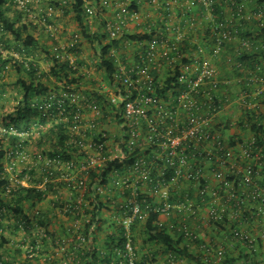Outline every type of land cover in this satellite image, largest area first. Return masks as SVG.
Masks as SVG:
<instances>
[{
    "label": "built area",
    "instance_id": "2783aa9c",
    "mask_svg": "<svg viewBox=\"0 0 264 264\" xmlns=\"http://www.w3.org/2000/svg\"><path fill=\"white\" fill-rule=\"evenodd\" d=\"M13 1L32 14L33 3L41 0ZM133 1L138 3L136 11L130 8ZM60 2L67 5L66 1ZM83 2L87 21L94 22L98 14L104 17L103 30L109 41L120 43L127 40L128 34L136 33L154 32V37L151 43L137 45L143 51L149 48L139 55V62L117 66L112 84L102 95L105 107L112 104L118 109L113 112L115 131L109 127L113 117L107 116L110 109L102 110L94 97L79 96L76 87L66 82L32 104L39 125L32 129L41 127L42 119L68 124L70 143L77 149L74 160L43 158L46 168L53 165L47 170L49 176L62 172L57 180L80 193V207L76 208L83 220L74 219L73 229L79 232L91 222V214L86 212L93 210V202L115 203L110 198L116 190L122 200L119 210L125 243L115 251L127 264H138L134 230L145 227L153 213L159 215L155 224L173 232L176 240L181 237V248L192 256L167 251L162 264H222L229 248L236 244L244 245L248 253L257 252L255 240L242 229V223L251 217L264 218V133L262 145L253 134L238 151L226 146L216 123L233 100L216 89L220 79L213 61L226 54L230 64L244 69V61H235L234 57L255 58L253 67L245 68L246 74L234 79V84L240 86L235 101L248 115L261 118L258 125L264 126V0ZM53 10L51 4L45 8L50 20ZM48 27L52 29V25ZM77 40L75 36L74 44ZM55 50H60L62 59H69L72 68L77 69L66 47ZM182 60L186 64L174 83L177 89L167 97L161 95L165 79H156L152 71L175 72ZM224 83L230 84L231 80ZM84 109L93 117L86 118ZM27 133L12 132L22 138ZM26 149H9L8 170L15 169L16 160L24 170L33 164ZM131 158L133 162L129 168L123 167L124 173L112 169L105 181L88 178L92 171L110 163L124 164ZM88 191L94 196L84 200ZM92 230L94 227L90 234ZM211 230L222 232L224 237L210 238L206 231ZM77 239L85 242L81 234ZM260 239L264 242V225Z\"/></svg>",
    "mask_w": 264,
    "mask_h": 264
},
{
    "label": "trees",
    "instance_id": "16d2710c",
    "mask_svg": "<svg viewBox=\"0 0 264 264\" xmlns=\"http://www.w3.org/2000/svg\"><path fill=\"white\" fill-rule=\"evenodd\" d=\"M60 1H66L67 5H61ZM148 0H144V2ZM84 2L83 0H59L57 3H52L51 6L54 9L52 18L59 12L64 11L66 15L74 14L72 17L75 19L76 23L78 24L79 30L82 33L83 38L87 39L90 43H95L96 41L99 43L101 52V60L102 65L106 68L107 71V77L110 81L113 82L114 74L117 69V61L116 58H114L110 51L113 46H116L118 41H109L107 38L106 33L104 32L103 28L105 26V20L104 17L101 14H98L97 17L94 18V24L97 27L96 31L93 33L92 30L90 31L87 27V19L85 16V11L83 9ZM16 8L15 14H20L24 16L30 17V12L27 10L18 9V6L15 4L13 0H0V23L4 25V31L11 32V34L16 38L17 41H20L24 44L25 47H31L35 43V39L31 35H27V37H24V34H27L29 31V28H35L32 26L31 21L28 24L20 25L16 27V23L20 20L18 17V20H11L9 16L7 15V11H9L11 8ZM10 8V9H9ZM131 9L137 10L138 3L137 1H133L131 4ZM99 9V8H98ZM204 13V10H203ZM39 20V22L45 26V28L48 31V34L50 37H52L55 40V43L53 45L52 49V56L54 59V66L53 71H56V67H61L62 70H67V72H64V75L60 78L57 74L55 76L59 77L61 82H66L67 84L71 86H76L75 84H78V79H74L73 75L77 73V70H73V66H71L69 59H62L60 50L56 51V47L60 46L56 41L54 34V28L50 30L48 25H51L50 18L48 17V12L45 10L40 14L39 17H35ZM31 19V17H30ZM29 20V19H28ZM35 20V19H32ZM45 20V22H44ZM154 32L152 33H136L134 35H127L126 39H128L130 42L134 43L135 45H140L142 42H148L151 43V40L154 37ZM79 38V37H78ZM264 39V37H263ZM106 40V42L104 41ZM0 44H2L0 42ZM8 46L3 44V47H0V69L4 67V61L2 60L3 52H7ZM148 51V49H144L143 52ZM9 57V56H8ZM10 60L16 61L17 65H21L20 62H18L13 57H9ZM8 60L6 61V63ZM186 64V60L179 61V63L176 66L175 72H172L168 70L164 75H158L159 72L156 70L152 71V74L157 79H161L165 81L163 82V89L160 92L161 95H165V97L168 96L169 93H171L172 90L177 89V85H174L176 82L177 77L180 76L182 68ZM23 66V65H22ZM33 67L31 69L29 68L28 71H32ZM34 70V69H33ZM35 74V71H32ZM19 84L22 85V88L24 90V97L23 101H21L22 110L24 112L20 113V119L18 121H14L12 123L11 121L6 120V129L7 133L3 132L0 134V219L3 218V215L7 211H12L13 214L16 216L15 220L17 221V227L22 228L25 231L26 235L34 236V231L38 228H42L43 231L39 232V238L41 239V236L43 239H52L56 241V243L60 245H70L71 250L73 253H77L78 257H82V260L84 258L88 259L89 257L93 258V261L87 260V262L80 264H120V260L123 261L124 264H127L126 261H124L120 255L117 254L115 251L116 249H121L124 247L125 239L121 234H115L113 233V236H110L112 245L109 248V251L105 250L103 253L98 251L97 247L94 246V235L95 231L98 228V224L100 223V215L101 212L105 207V205H109L105 202H93L91 206H93V210H88L86 214H91V222L83 229H81L78 234H81L85 242H81L77 239V235L75 238L71 234H67L66 237L58 238L55 237V234L49 231V226L47 225L46 221L43 219L42 214L36 210L39 205H41L43 202H45L49 196L51 195H59L62 190L67 191H76L75 189H72L69 187L66 183L63 181H58L57 178L61 179L62 172L55 171V174L52 176H49L47 174V170H51L50 165L46 168V163L43 161V158L49 157L51 159L57 158L63 162L74 160L76 148H73L74 145L70 143L71 138L69 137L70 131L68 130V124H62L57 123L55 120L48 121L47 119L41 120V127H36L35 130L39 133V139L36 140L35 138V130H32V127L35 125H38L36 118L38 117V112L34 109H31L32 106V99L33 97H39L42 95H46L47 93L51 92L53 87L46 86L45 84H42L40 80L33 79L32 81L28 82L23 79L19 80ZM99 101V104L102 107V110H109L110 112H114L118 110L114 105L108 104V107H105L106 100L103 98V96H99L96 98ZM27 113V115L25 114ZM247 114V113H246ZM24 116V117H23ZM250 116V115H248ZM119 119L120 117L117 116ZM262 119H255L252 116L248 118V123H252V129L253 132L257 138V141L259 145H262L263 143V133H264V126L258 125L259 122ZM119 124L123 128H125V123L119 119ZM21 125L25 126L26 132H28V136L26 135L25 138H22L18 135L12 134L14 129L19 132H23L21 129ZM39 126V125H38ZM217 128V127H216ZM220 132L221 129L217 128ZM3 136V137H2ZM35 140V141H34ZM224 140V137H223ZM225 141V140H224ZM9 142V146L13 149H21V146H29L31 143V146L33 142H35L40 148V151H30L29 149H26L27 152L32 156L31 162L33 164L28 165V167L21 172V174H18V177L14 178V175L16 174V167L13 171L6 170L2 161L5 156L8 155V151L4 150L5 143ZM73 146V147H72ZM3 147V148H2ZM42 157L40 160L39 157ZM133 162V158L126 161L124 164H117V163H110L107 165V167L100 168L97 171H92L88 175V178L90 180L93 179H105L109 176L112 169H119L120 173H124L126 168L123 169V167L129 168L131 163ZM27 176H30L27 178ZM47 180V181H46ZM94 181V180H93ZM22 182H26L27 186H25ZM264 184V181L261 182ZM6 193V195H5ZM86 197L84 200H89L90 196H94V192L88 191V193L85 195ZM59 200V199H58ZM98 205H97V204ZM110 203V201H109ZM55 206H60V211H64L63 208L67 206L68 209L67 214L71 217L76 218H82V215L77 216V213L80 211L77 209L79 204L76 203H64L61 205H57V202L55 203ZM77 207V208H76ZM84 209V207H83ZM75 210V211H74ZM70 213V214H69ZM68 216V217H69ZM159 215L158 213H153L146 223L144 229H145V235H146V242L150 244H156V245H162L166 250L172 251L179 256L192 258L191 255L188 254L186 248H181L180 244L182 242L181 237H179L177 240L175 237L173 238L169 229H161L158 225L155 224V222L158 220ZM83 220V218H82ZM94 227L93 232L90 234L91 228ZM122 228V227H121ZM47 230V231H46ZM66 239V243H63V240ZM68 241V242H67ZM34 244L32 247V254L30 255V262L28 261L27 264H32V260L37 258V254H41L40 247L36 244V240H34ZM241 246V244H240ZM238 246L237 248L239 249ZM236 248V247H235ZM260 248V247H259ZM261 249V248H260ZM259 250V249H258ZM262 253H248L243 255V259H245L246 264H261L264 262V259H261ZM264 257V252H263ZM36 256V257H35ZM117 256H119V259L116 263L114 260L117 259ZM230 257V256H229ZM226 256L225 260L222 264H236V261L234 259L229 258ZM81 260V261H82ZM0 258V262H1ZM56 263L52 256L46 257V263L45 264H51ZM142 264V263H138Z\"/></svg>",
    "mask_w": 264,
    "mask_h": 264
},
{
    "label": "crops",
    "instance_id": "0c3cea01",
    "mask_svg": "<svg viewBox=\"0 0 264 264\" xmlns=\"http://www.w3.org/2000/svg\"><path fill=\"white\" fill-rule=\"evenodd\" d=\"M43 1L46 4H44ZM57 1L59 0H41L40 2L35 1L32 7L35 11H33L32 14L30 13L31 19L28 16H22L15 13L8 15L11 20L14 19L16 21L18 20V17L20 18V20L16 23V27L28 24L31 21L32 26L35 28H29L28 33L24 34V37H27V35L34 37L35 43L31 47H25L22 42L16 40L11 32L5 33L3 29L0 30V34H2L0 35V42L2 43L0 44V47H3L4 44L9 48L7 52H3V56L5 57H2L3 61L8 60V62H4V67L0 69V100L4 101L1 102L3 106L8 103H14L15 106L16 101L18 102V105H16V107H14L15 109H13L15 114L8 115L9 113L4 114L3 111H0V114L9 116V120H12L13 122L18 121L20 119V113L24 112V110L21 108L22 106H19V103L23 101L24 97V90L22 85L19 84L20 79L28 82L32 81L33 79H38L42 84L53 87L52 90H57L61 84L60 78L64 75V72H67V70H62L61 67H56V71H53L55 66L52 56V49L55 40L49 36L45 26H43L37 18H34V14H40L41 10L44 11L45 7H47H44V5L57 3ZM64 15H66L64 11H59L50 21V23L54 28V34L56 35L55 39L57 40L56 42L60 46L66 47L67 51L72 54L71 56L75 60L77 73H75L73 77L74 79H78V84H75V87L79 93V96L84 98L85 96L88 98H97L99 96L106 95V87H109L112 84V81L108 79L106 68L102 65L100 56L101 48L99 43L96 41L92 44L87 39L83 38L78 24L76 23L75 19L72 18L74 14H69L67 17ZM86 25L90 31L92 30L93 33L96 31L97 27L92 21H87ZM75 36H78L79 38L77 43L74 44L73 38ZM104 41L106 42V40ZM128 44V42L122 41L120 43L118 42L116 46L111 48L110 53L114 58H116L117 66L119 64L132 65L139 62L138 58L139 55L143 53V48L137 45H135L133 48H129ZM145 48L149 49L148 47ZM8 56L16 59L21 65H17L16 61L10 60ZM226 56L227 55L225 54L220 59L213 61L219 72L220 79V83L216 86V89L219 91L221 96H229L233 100V103H231V105L219 116L216 126L217 128L221 129L226 146L238 151L239 145L247 142L253 136L254 132L252 129V123H248V118H250L251 115L248 116L244 108L235 101L240 91V86L234 84V79L240 75H245L247 72L245 68H252L255 58L247 55H244V57L239 59L234 57L235 61H244L245 68L238 69L237 67H234V64H230L228 62ZM232 56H234V54H232ZM31 67H33L34 70L32 69V71H35V74L32 71H28V69H31ZM166 72L167 70L164 69L159 71L161 75H164ZM56 74L60 76V78L55 76ZM227 80H231V83L225 84L224 81ZM42 96L33 97L32 102L39 101ZM3 106H1V109ZM83 112L86 118H90L91 116L93 117L92 113L90 115L87 109H84ZM261 112L264 113V107L263 111ZM25 114L27 115L26 112ZM109 115L113 116L110 117V126L111 129H114L115 124L112 121L115 115L113 112H108L107 116L109 117ZM262 118L264 120V117ZM21 127H23V125H21ZM3 147L4 150L7 151H9L11 148L9 146V142L5 143ZM2 163L5 169L8 171L10 165L8 155L4 157ZM187 188L189 191H192L191 187L187 186ZM54 196L55 197H52L53 205L47 206V204H45V202L48 201L47 199V201L43 202V205H40L36 210L42 214L43 219L49 226V230H52L51 232L55 234V237H66V235L69 233L73 236V238H75L76 234L78 235V232L72 227L74 217H71L65 213V210L59 211L62 208H60V206H55V203L57 202V205L64 203H80V193L74 190L70 192L67 190H62L59 195ZM111 196V201L114 200L115 203L105 205L106 208H104L101 212V221L98 224V228L94 235V246H96L98 251L102 253L105 250L109 251V248L112 245L110 236H113V233H123V229L121 228V212L119 210V203L122 200L120 197H118L119 195L116 190L112 192ZM59 198L61 200H58ZM62 212L67 214L69 217L67 218L62 215ZM10 224H13V222H7V225H3V227L8 228L10 227ZM263 225L264 218L259 219L257 217H251L248 221L244 220L242 223V229L247 231L249 235H251L255 240V244L259 249L257 250V253L262 254L264 252V242L260 239V232L263 229ZM134 231L136 235L135 244L139 252L138 263L162 264V262L165 261L166 254H162L160 251H165V253H167L168 250H166L162 245L150 243H147V246L145 247V243L142 244L146 241L144 226L137 227ZM201 231L203 233V227L201 228ZM170 233L174 238L175 236L172 234L173 232L170 231ZM206 234H209L210 238L215 237L220 239L221 237H224L222 232H213L212 230L210 232L206 231ZM176 238L177 237H175V239ZM24 240L25 242L31 241V248L35 243L34 240H36V244L40 247L41 254L44 256L45 260L46 257L52 256L54 261L59 264H80L81 262H87V260L93 261V258L91 257L88 259L84 258L82 260V257L84 256L78 257L77 253H73L69 244L63 246L56 243V241L52 239H42V241L40 240V242H38L37 236L32 237L30 234L27 235ZM238 246H240V244H236L235 246L229 248L227 256H230L229 258L234 259L236 264H246L245 259H243V255L244 253L247 254V248L241 244L238 249ZM180 247H182L181 244ZM262 254H260L261 259H264ZM118 260H120L119 256H117V259L114 260L115 263ZM37 261L39 264L42 262L41 260L35 258L32 260V263L35 264ZM120 264H124L123 261L120 260ZM261 264H264V262Z\"/></svg>",
    "mask_w": 264,
    "mask_h": 264
},
{
    "label": "rangeland",
    "instance_id": "374dc122",
    "mask_svg": "<svg viewBox=\"0 0 264 264\" xmlns=\"http://www.w3.org/2000/svg\"><path fill=\"white\" fill-rule=\"evenodd\" d=\"M43 3H44V1H43ZM44 4H46V3H44ZM45 6H47V5H44V7ZM10 8H9L10 10L7 11V15H12L17 10L14 7H10ZM33 11H35V10H33ZM35 15L36 14H34V16ZM64 16L67 17L68 15H64ZM1 29H4V25L2 23H0V30ZM0 35H2V34H0ZM128 47L129 48H133L134 47L133 43L130 42V44H128ZM3 57H5V56H3ZM6 61L7 60H5L4 62H6ZM1 102H4V101L0 100V109H1V106H3L1 104ZM20 103H19V106L21 105ZM16 105H18L17 101H16ZM16 105L14 106V103L5 104L0 111H3L4 114L9 113L8 115L15 114V112H13V109H15L14 107H16ZM4 114L3 115L0 114L1 115L0 116V134L2 133L1 132L2 129L6 127L5 125H6V120L7 119H8V121H11L12 123H14L12 120H9L10 119L9 116H4ZM21 129L23 131L26 130L24 125H23V127ZM32 130H34V129H32ZM35 135H36L35 136L36 140H38L39 139V133L37 132V130H35ZM27 149H29L30 151H36V150L40 151V148H38V146H37V144L35 142H33L32 146H31V143H30V145L27 146ZM14 162H15V165H16L15 166L16 167V171H15L16 174L14 175V178H15V177H18L17 176L18 174H21V172L24 171V168H23V164L21 162L19 163L18 160L14 161ZM9 163H11V160L9 161ZM5 195H6V193H5ZM52 197H55V196L51 195L48 198V201L46 200L47 202H45V204H47V206L53 205ZM59 200H61V199L59 198ZM41 205H43V204H41ZM62 215H64L65 217L68 218L67 214H64L63 212H62ZM15 217L16 216L13 214L12 211H7V212L4 213L3 218L0 219V223H1V225H0V258L2 260L0 262V264H27L28 261L30 260L29 259L30 255L32 254V252H31L32 248L30 247L31 241H26L25 242L24 239L27 237V235H25V231L22 228H18L17 227V224H16L17 221L15 220ZM11 221L13 222V224H10V227H8V228H6V227L4 228L3 227V225L5 226V225H7V222H11ZM42 231H43L42 228H38V229H36L34 231V236H37L38 242H40V240L42 241V239H43L42 236H41V239L38 236L39 232H42ZM49 231L51 232L52 230L50 229ZM144 243H145V247H146L147 246V242L145 241L142 244H144ZM160 253L166 254L165 251H160ZM36 256H37V259L42 261L41 264H45L46 263V260L44 259V256H42V254H37ZM18 258H19V260H18ZM32 264H34V263H32ZM35 264H39V262L37 261V263H35ZM51 264H59V263H51Z\"/></svg>",
    "mask_w": 264,
    "mask_h": 264
},
{
    "label": "clouds",
    "instance_id": "9594fccd",
    "mask_svg": "<svg viewBox=\"0 0 264 264\" xmlns=\"http://www.w3.org/2000/svg\"><path fill=\"white\" fill-rule=\"evenodd\" d=\"M18 9H20V8L18 7ZM67 52H68V51H67ZM68 53H69V52H68ZM69 54L72 55L71 53H69ZM75 65H76V64H75ZM73 70H74V69H73ZM52 91H53V90H52ZM32 103H34V102H32ZM31 109L34 110L32 106H31ZM37 118H38V117H37ZM37 118H36V121H37ZM3 129L7 130L6 127L3 128ZM3 129H2V130H3ZM14 130H16V129H14ZM1 132H2V131H1ZM10 149H11V148H10ZM9 161H10V160H9Z\"/></svg>",
    "mask_w": 264,
    "mask_h": 264
}]
</instances>
